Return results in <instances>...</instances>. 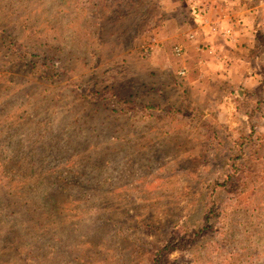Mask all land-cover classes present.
Returning a JSON list of instances; mask_svg holds the SVG:
<instances>
[{
	"label": "rangeland",
	"instance_id": "1",
	"mask_svg": "<svg viewBox=\"0 0 264 264\" xmlns=\"http://www.w3.org/2000/svg\"><path fill=\"white\" fill-rule=\"evenodd\" d=\"M235 1L245 51L264 0ZM191 24L184 0H0V264H264V35L246 82L192 91L168 60Z\"/></svg>",
	"mask_w": 264,
	"mask_h": 264
},
{
	"label": "crops",
	"instance_id": "2",
	"mask_svg": "<svg viewBox=\"0 0 264 264\" xmlns=\"http://www.w3.org/2000/svg\"><path fill=\"white\" fill-rule=\"evenodd\" d=\"M184 1L189 5L192 16L191 28L186 29L182 25L178 28L179 31L175 30L176 45H181L184 52L181 56H177L173 50V54L168 57L173 69H187L186 77L182 82L190 90L200 88L202 92L211 78L221 80L226 76L227 69L235 72L231 74L235 77L228 78L229 82L239 84L246 82L249 76L245 74V62L252 58L258 49L249 54L247 50L249 46L250 48L256 47V39H262L264 35L259 31V27L257 30L252 27L255 35L249 38L251 40L244 51L245 44L242 41L245 40L243 39L245 35H242V32L249 30L251 26L249 21L246 22L240 17V14L251 19L249 15L253 14V7L247 6L246 3L244 7H241L235 0ZM256 58L257 61L260 60ZM261 73L259 78L262 76Z\"/></svg>",
	"mask_w": 264,
	"mask_h": 264
},
{
	"label": "built area",
	"instance_id": "3",
	"mask_svg": "<svg viewBox=\"0 0 264 264\" xmlns=\"http://www.w3.org/2000/svg\"><path fill=\"white\" fill-rule=\"evenodd\" d=\"M174 52L177 56H181L184 52V49L181 45H176L175 48H174ZM186 74H187V69L186 68H181L179 71H178V75H179V78L181 81L184 80V78L186 77Z\"/></svg>",
	"mask_w": 264,
	"mask_h": 264
}]
</instances>
